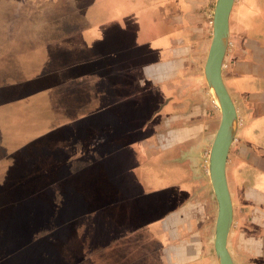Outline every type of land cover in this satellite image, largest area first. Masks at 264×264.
I'll list each match as a JSON object with an SVG mask.
<instances>
[{
    "label": "crops",
    "instance_id": "obj_1",
    "mask_svg": "<svg viewBox=\"0 0 264 264\" xmlns=\"http://www.w3.org/2000/svg\"><path fill=\"white\" fill-rule=\"evenodd\" d=\"M214 2L0 0V75L19 77L0 79V99L22 93L0 105V264H218L206 166L219 111L202 72ZM221 78L235 110L226 249L264 264V0H234ZM61 134L69 174L87 168L75 191L67 173L42 193L39 177L26 189L7 175L11 153ZM85 215L80 236L69 221Z\"/></svg>",
    "mask_w": 264,
    "mask_h": 264
},
{
    "label": "water",
    "instance_id": "obj_2",
    "mask_svg": "<svg viewBox=\"0 0 264 264\" xmlns=\"http://www.w3.org/2000/svg\"><path fill=\"white\" fill-rule=\"evenodd\" d=\"M234 0H215L211 15L210 40L203 62V77L217 98L219 121L207 153L206 172L216 203L213 250L218 264H232L226 249L231 221V202L225 179L226 155L233 138L235 110L223 85L220 68L228 36V15ZM212 96V94H211Z\"/></svg>",
    "mask_w": 264,
    "mask_h": 264
},
{
    "label": "rangeland",
    "instance_id": "obj_3",
    "mask_svg": "<svg viewBox=\"0 0 264 264\" xmlns=\"http://www.w3.org/2000/svg\"><path fill=\"white\" fill-rule=\"evenodd\" d=\"M43 0H26L25 3V8H27V6L29 7L30 4L32 2H40ZM5 48H7V46H5ZM15 69V68H14ZM9 71H11V69L9 68ZM11 79L13 83H17L19 77L12 73H5L4 75H0V79ZM12 82H10L9 84H11ZM8 87V84H6V88ZM38 87L37 85H33V90ZM25 89V90H24ZM24 92H29L28 89L24 88ZM20 92V93H19ZM32 92V91H31ZM19 94H22L20 90H16V88H10V93L2 96L3 98L0 99V105L3 104V102L5 101H15L18 100L19 98L17 97ZM41 94V93H40ZM27 95V101H24V103L26 104L27 108L32 106V110H40L39 108H37V103L39 102V99L41 98L40 95L38 93H28L25 94ZM210 97L211 94L209 93ZM214 98L211 97V100L213 101ZM215 101V100H214ZM214 101L212 102L215 107L216 104L214 103ZM216 102V101H215ZM51 113V112H48ZM12 121V120H11ZM34 124H29L28 125V129L26 130H31L33 129ZM58 123L55 122H51L49 120H45L44 124H42V127L44 129H46L48 136L55 134L56 131L58 130V134L63 132V130L58 126ZM61 138H59V140H56V142L51 141L50 139H48L47 137H45L44 139H41L40 137H38V139L33 140L29 147L23 146V148L25 150H28V154H25V151L20 150L19 152L14 151L13 153H11L9 155V162L11 163V166H6L7 164H5L6 171H9V173H7V175L12 176V179L14 177H23V180L20 181V183L18 184L21 188L29 187L28 189H31V183L33 180H35V178H40L41 182H40V193H42V190L45 188H54L52 187L58 178H61V176H63L64 174H69L71 172H73L72 170L79 168V165L76 164L75 160H69V161H63L64 158L70 159V156H68L66 150L63 148H61V146L64 145V142L61 140H65L63 137L64 135L61 134ZM82 141V140H81ZM56 150V151H55ZM60 152V154L58 153V151ZM22 151V152H21ZM94 152L98 151L97 149L94 150ZM91 153V152H90ZM105 153V152H104ZM96 154V153H95ZM28 155V156H26ZM91 155V154H90ZM94 155V154H93ZM113 153H109L106 155L107 156H112ZM7 163V162H6ZM84 169H87L86 166ZM84 169H80V170H76L74 171V173L67 175L66 181L62 180L59 184H60V188H66L63 192L65 191H70L73 192V190L75 191V189H73V185L76 186L78 185V180L77 177L79 174H86V171L84 172ZM71 170V171H69ZM89 172V171H88ZM6 174V173H5ZM41 175L42 178H41ZM62 179V178H61ZM64 181V182H63ZM18 182V181H17ZM29 182V184H27ZM52 185V186H51ZM44 192V191H43ZM47 192V191H46ZM51 192V191H50ZM151 197V196H150ZM43 199V204L45 205L46 202ZM153 200L154 197L151 198H143L139 201H137L138 206H143L146 207L147 205H151L153 204ZM51 202V200H50ZM18 206V205H17ZM62 207L57 208V210H55L54 207V211H52L49 214H53L54 218L53 220L55 221L56 217L61 220L62 216L60 215ZM47 216V214H44V216ZM89 219H86V215L85 216H81V217H77L74 220H70L69 222H72L69 225H72V227H77L76 230H78L79 235L83 236V235H88L89 233V227L87 226V222ZM84 224V225H83ZM66 225V224H65Z\"/></svg>",
    "mask_w": 264,
    "mask_h": 264
},
{
    "label": "bare ground",
    "instance_id": "obj_4",
    "mask_svg": "<svg viewBox=\"0 0 264 264\" xmlns=\"http://www.w3.org/2000/svg\"><path fill=\"white\" fill-rule=\"evenodd\" d=\"M209 89H210V92H211V94H212L214 100H215L216 103L218 104V102H217V98H216V96H215V94H214V92H213V89H212L211 87H209Z\"/></svg>",
    "mask_w": 264,
    "mask_h": 264
},
{
    "label": "flooded vegetation",
    "instance_id": "obj_5",
    "mask_svg": "<svg viewBox=\"0 0 264 264\" xmlns=\"http://www.w3.org/2000/svg\"><path fill=\"white\" fill-rule=\"evenodd\" d=\"M234 2V1H233ZM233 4V3H232ZM232 7V6H231ZM230 11H231V9H230ZM230 11H229V15H230ZM229 15H228V19H229ZM210 24H211V19H210ZM209 40H210V38H209ZM221 63H222V61H221ZM220 74H221V68H220ZM222 79V78H221ZM216 103V102H215ZM216 106H218V104L216 103ZM217 108V107H216ZM217 110H218V108H217ZM219 111V110H218ZM228 152V151H227Z\"/></svg>",
    "mask_w": 264,
    "mask_h": 264
}]
</instances>
